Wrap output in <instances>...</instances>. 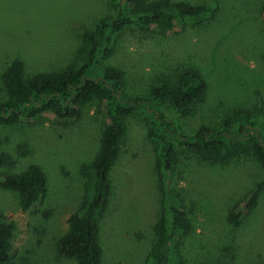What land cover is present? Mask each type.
Here are the masks:
<instances>
[{"label":"rangeland","instance_id":"374dc122","mask_svg":"<svg viewBox=\"0 0 264 264\" xmlns=\"http://www.w3.org/2000/svg\"><path fill=\"white\" fill-rule=\"evenodd\" d=\"M112 0H0V100L4 74L15 58L25 75L59 72L76 56L86 30L114 13ZM212 8L201 26L176 32H126L105 60L124 71L129 96H149L161 78L175 81L198 70L208 95L194 115L183 116L170 102L157 107L180 134L221 121L241 110L264 108V0H176ZM82 115L62 122L50 116L0 125V173L19 174L36 164L46 173L48 193L33 209L20 207V192L0 184V219L14 223L11 259L4 264H76L57 249L68 219L85 197L84 166L100 147L107 118L99 98ZM173 186L186 199L191 232L179 242L183 264H264V190L240 224L229 213L264 177L252 154L224 162L202 160L176 144ZM1 157L4 162L1 163ZM114 195L101 224L103 264H145L161 212L156 145L142 114L125 121V136L113 171Z\"/></svg>","mask_w":264,"mask_h":264},{"label":"trees","instance_id":"16d2710c","mask_svg":"<svg viewBox=\"0 0 264 264\" xmlns=\"http://www.w3.org/2000/svg\"><path fill=\"white\" fill-rule=\"evenodd\" d=\"M114 13L103 18L94 30H86L83 44L71 62L59 72L25 75V62L15 58L4 74L7 96L0 100V125L50 116L62 122L78 119L83 106L99 98L107 118L100 147L84 166L87 189L79 208L68 219V229L57 242L58 252L76 264H103L101 224L114 195L113 171L125 136V121L142 114L147 136L156 145V168L161 192L157 238L145 264H183L177 245L190 235L191 221L186 199L173 186L179 142L202 160L224 162L239 154L254 155L264 167V108L241 110L221 121L220 128L202 126L193 135L180 134L174 121L157 107L170 102L183 116L194 115L208 95V83L198 70H187L175 81L161 78L149 96H129L124 90V71L105 60L111 58L119 39L132 30L176 32L201 26L213 14L207 5L176 0H112ZM1 163L4 158L1 157ZM0 184L20 192V207L33 209L48 193L43 169L30 165L19 174L0 173ZM264 190V177L229 213L238 225ZM14 223L0 219V264L10 261Z\"/></svg>","mask_w":264,"mask_h":264}]
</instances>
